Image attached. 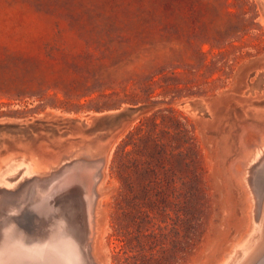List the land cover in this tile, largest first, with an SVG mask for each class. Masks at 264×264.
<instances>
[{"label":"rangeland","instance_id":"rangeland-1","mask_svg":"<svg viewBox=\"0 0 264 264\" xmlns=\"http://www.w3.org/2000/svg\"><path fill=\"white\" fill-rule=\"evenodd\" d=\"M254 139L264 141V0H0V165L95 158L111 141L105 264L169 257L172 229L180 259L184 213L197 221L185 264H221L251 226L240 164ZM150 179L154 223L169 235L153 242L144 209L127 203ZM41 222L26 213L18 238L50 240Z\"/></svg>","mask_w":264,"mask_h":264},{"label":"bare ground","instance_id":"bare-ground-1","mask_svg":"<svg viewBox=\"0 0 264 264\" xmlns=\"http://www.w3.org/2000/svg\"><path fill=\"white\" fill-rule=\"evenodd\" d=\"M112 148L113 143L107 141L102 145L101 155L98 156L99 152L95 154L98 157L76 156L54 165H44L35 158L1 161L0 233L10 222L13 241L6 239L4 246L0 247V264H62L55 261L58 256L65 264H105L96 254L101 232L98 206L102 200L104 169ZM240 169V177L249 193L251 226L221 264H264V141H251ZM70 202L74 222L78 223L75 218L81 214L78 219L81 230L61 215L62 210H70L67 209ZM29 212L42 216L44 222L39 225L43 235L48 230V235L52 232L50 240L40 242L18 238V221ZM2 232L6 234L4 229ZM64 251L76 263L64 259Z\"/></svg>","mask_w":264,"mask_h":264},{"label":"trees","instance_id":"trees-1","mask_svg":"<svg viewBox=\"0 0 264 264\" xmlns=\"http://www.w3.org/2000/svg\"><path fill=\"white\" fill-rule=\"evenodd\" d=\"M152 184L156 185V182L152 181L150 179V181H147L146 184H142L141 185V188L143 190V196L141 198H137L136 196H133L131 197V201H137L136 203H132L131 201L127 202L129 203L128 205L131 204V206L134 208V209H139L140 211L144 209L143 211V214H145V223L146 225H149L150 224V235L147 236V238H150V240H154L156 241V238L157 237H161L163 240L165 239H168L169 238V235L167 234H162V230L163 228H160V227H156V223H154L155 221V210L158 208V205H157V199L158 197L156 196V194H153L152 193ZM150 186V188H149ZM125 187H127V190L128 191H132V187L129 185V184H126ZM171 186H169V184H166L165 185V190H169ZM176 189L174 186H172L171 188V192L170 193H175ZM121 196V195H120ZM123 197V195H122ZM125 197V196H124ZM125 200V198H123ZM164 199V198H163ZM161 199V200H163ZM117 200V199H116ZM139 201V202H138ZM118 204V203H117ZM145 209H147L145 211ZM150 211V216H148V212ZM142 212V211H141ZM165 212H161L160 214H164ZM165 217L168 218L170 216H168L169 214H166L165 213ZM183 218L180 217V215H175L176 217V221L173 222L174 225L177 224L178 222H180L181 224H186V228H185V233L183 234L182 236V241H183V245L184 247L181 248L180 252L183 254V256L179 259L177 258L176 255H174V253L176 252V248L178 246V242H176L174 240V238H176L178 235H179V232H177V230H170L169 233L172 234V237H171V240L169 241V243L171 244V248H170V253L171 255H169V257H165V258H160V259H154L153 256H150V260L148 261H144V262H140L139 264H185L186 263V257L187 255L190 254V250L192 249V241H193V237H194V234H192L190 232L191 229H193V232L195 231V227L197 225V221L192 219V218H189L187 217L186 213L183 214ZM172 220V219H171ZM131 223L136 225V231L139 233V228H140V223L138 224L137 222H135V220H133L131 218ZM118 228H117V233H120L121 230H125L129 227V224L123 226L122 224L118 223ZM143 225V224H142ZM153 227H156V228H153ZM155 231H158V233H156ZM127 232H125L124 234H126ZM136 239H138L139 237L136 236L135 237ZM173 238V239H172ZM153 242V241H152ZM138 245H139V242H138ZM153 246H150V249H152ZM163 253V252H162Z\"/></svg>","mask_w":264,"mask_h":264},{"label":"water","instance_id":"water-1","mask_svg":"<svg viewBox=\"0 0 264 264\" xmlns=\"http://www.w3.org/2000/svg\"><path fill=\"white\" fill-rule=\"evenodd\" d=\"M113 111V110H112ZM116 112H118L119 110H115ZM83 122H84V120H83ZM32 196V195H31ZM62 217H63V215H62ZM64 218V217H63ZM11 224H10V222L7 224V225H4V228H2L1 229V233H0V247H3L4 246V241L7 239V241H9V240H11V241H13L12 240V237H11ZM4 229V231L6 230V234H5V232H2V230ZM8 231V232H7ZM58 234H56L55 236H57ZM20 244H23L24 246L25 245H27L26 243H20ZM22 249L24 250V248L22 247ZM62 257H64V259H67L68 261H69V259H72L73 260V258L71 257V255L67 252V251H64V254H63V256ZM54 260V259H53ZM55 261H57V262H60V263H62V264H65V262L63 261V259L60 257V256H58L56 259H55ZM74 261V260H73ZM75 262V261H74ZM76 263V262H75Z\"/></svg>","mask_w":264,"mask_h":264}]
</instances>
